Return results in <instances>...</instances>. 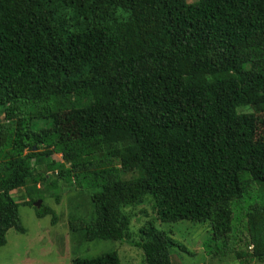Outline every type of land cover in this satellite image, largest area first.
I'll return each mask as SVG.
<instances>
[{"label": "trees", "instance_id": "16d2710c", "mask_svg": "<svg viewBox=\"0 0 264 264\" xmlns=\"http://www.w3.org/2000/svg\"><path fill=\"white\" fill-rule=\"evenodd\" d=\"M0 109V248L25 234L10 193L43 184L75 193L79 244L127 241L148 206L208 224L212 257L243 224L236 256L264 264V0H0ZM153 223L130 245L173 264Z\"/></svg>", "mask_w": 264, "mask_h": 264}, {"label": "rangeland", "instance_id": "374dc122", "mask_svg": "<svg viewBox=\"0 0 264 264\" xmlns=\"http://www.w3.org/2000/svg\"><path fill=\"white\" fill-rule=\"evenodd\" d=\"M188 3L196 0H186ZM0 122L2 115L0 109ZM48 125V124H47ZM45 122L38 123L35 129L47 126ZM59 156L54 157L60 160ZM38 193L26 192L24 189L10 193V198L18 205V215L25 234H17L9 230L6 234V244L0 248V264H70L75 257L92 258L106 253H116L120 264H144V256L140 249L130 245L140 241L139 230L148 227L152 222V215L148 206L132 209L130 211V238L126 241H96L80 243L77 236L69 231L70 206L74 192L64 188L54 189L39 185ZM43 188L46 189L43 191ZM23 190V191H22ZM42 193V194H41ZM33 200L32 206L28 201ZM57 199V200H56ZM40 202V207L51 209L53 215L37 218L34 204ZM146 213H141V210ZM77 219L83 212H75ZM156 229L162 230L174 244L171 250L173 264H260L237 257L246 250L247 232L244 225L234 232L231 251L221 257H212L207 253L205 245L212 241L211 230L208 224L179 222L174 226L152 224ZM243 226V227H242ZM213 245L219 241H212ZM79 244V247H77Z\"/></svg>", "mask_w": 264, "mask_h": 264}, {"label": "water", "instance_id": "95a60500", "mask_svg": "<svg viewBox=\"0 0 264 264\" xmlns=\"http://www.w3.org/2000/svg\"><path fill=\"white\" fill-rule=\"evenodd\" d=\"M34 206H35L37 209H39V208H40V202L35 203Z\"/></svg>", "mask_w": 264, "mask_h": 264}]
</instances>
